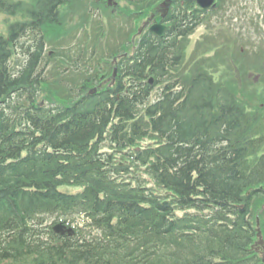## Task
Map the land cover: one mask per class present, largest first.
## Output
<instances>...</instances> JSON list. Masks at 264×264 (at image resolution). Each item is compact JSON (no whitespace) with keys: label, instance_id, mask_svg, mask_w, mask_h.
<instances>
[{"label":"trees","instance_id":"16d2710c","mask_svg":"<svg viewBox=\"0 0 264 264\" xmlns=\"http://www.w3.org/2000/svg\"><path fill=\"white\" fill-rule=\"evenodd\" d=\"M140 1L127 20L105 0H0V264H263L264 85L187 64L208 15L132 48Z\"/></svg>","mask_w":264,"mask_h":264},{"label":"rangeland","instance_id":"374dc122","mask_svg":"<svg viewBox=\"0 0 264 264\" xmlns=\"http://www.w3.org/2000/svg\"><path fill=\"white\" fill-rule=\"evenodd\" d=\"M221 2L224 3V10L220 18L214 16L212 20H206L204 25L191 35L190 44L187 46V64L192 57L202 59L207 66H210V71L217 81L228 82L227 84L236 86L238 90H243L245 86L242 85V79H246L247 82L251 79V85L260 83L259 89L263 92L264 0H221ZM114 3L109 5L105 1V6L102 3L106 17L113 15L115 18L117 10L124 7L123 0H114ZM78 4L75 3L64 11L68 29L79 23L78 14L81 13V6ZM153 11L150 9L143 11L142 16L138 18H141L139 23L142 24L147 20L148 15H153ZM99 14L102 12L99 11ZM217 19H219L218 24ZM251 19L254 24L250 23ZM229 52L235 54L237 66H231ZM237 70L239 76H236ZM60 72L62 71H57ZM60 190L68 191L71 187L62 186Z\"/></svg>","mask_w":264,"mask_h":264},{"label":"flooded vegetation","instance_id":"af4514ba","mask_svg":"<svg viewBox=\"0 0 264 264\" xmlns=\"http://www.w3.org/2000/svg\"><path fill=\"white\" fill-rule=\"evenodd\" d=\"M174 1L177 3H174ZM192 8H194L193 0H169L168 5L164 7L163 11H160L158 7L156 13L165 12L166 9L164 21L166 25H169L174 18L195 17L194 11L191 10ZM153 15L150 17H153Z\"/></svg>","mask_w":264,"mask_h":264},{"label":"water","instance_id":"95a60500","mask_svg":"<svg viewBox=\"0 0 264 264\" xmlns=\"http://www.w3.org/2000/svg\"><path fill=\"white\" fill-rule=\"evenodd\" d=\"M197 2L203 7V8H208L210 7L214 0H197ZM151 30L155 31L157 34H161L163 27L161 26V17L156 18V23L155 25H153L151 27ZM261 243H263V241H260ZM263 261H264V257H263Z\"/></svg>","mask_w":264,"mask_h":264}]
</instances>
